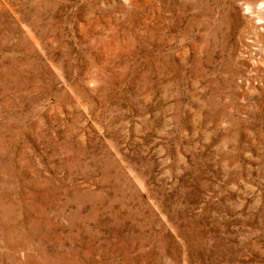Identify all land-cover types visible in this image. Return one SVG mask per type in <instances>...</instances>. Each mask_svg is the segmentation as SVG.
I'll return each mask as SVG.
<instances>
[{
	"label": "rangeland",
	"instance_id": "374dc122",
	"mask_svg": "<svg viewBox=\"0 0 264 264\" xmlns=\"http://www.w3.org/2000/svg\"><path fill=\"white\" fill-rule=\"evenodd\" d=\"M0 264H264V0H0Z\"/></svg>",
	"mask_w": 264,
	"mask_h": 264
}]
</instances>
